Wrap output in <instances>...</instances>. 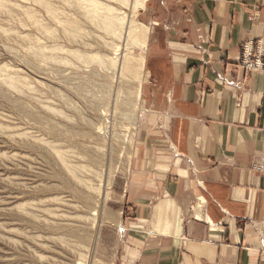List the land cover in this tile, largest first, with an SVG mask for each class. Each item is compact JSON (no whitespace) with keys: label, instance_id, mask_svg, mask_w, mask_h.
<instances>
[{"label":"rangeland","instance_id":"obj_1","mask_svg":"<svg viewBox=\"0 0 264 264\" xmlns=\"http://www.w3.org/2000/svg\"><path fill=\"white\" fill-rule=\"evenodd\" d=\"M43 1L0 0V264H119L151 87L145 63L142 81L120 71L126 55L145 62L127 29L143 26L148 43L153 13L185 1L153 12V0H98L127 21L119 37L88 22L83 2Z\"/></svg>","mask_w":264,"mask_h":264},{"label":"crops","instance_id":"obj_2","mask_svg":"<svg viewBox=\"0 0 264 264\" xmlns=\"http://www.w3.org/2000/svg\"><path fill=\"white\" fill-rule=\"evenodd\" d=\"M184 1L149 22L118 262L264 264V72L239 66L264 47V0Z\"/></svg>","mask_w":264,"mask_h":264},{"label":"bare ground","instance_id":"obj_3","mask_svg":"<svg viewBox=\"0 0 264 264\" xmlns=\"http://www.w3.org/2000/svg\"><path fill=\"white\" fill-rule=\"evenodd\" d=\"M32 1L37 2L39 4L44 3L43 0H32ZM78 1L86 4L84 13L86 14V16L89 19L88 22L92 23L96 27L101 28L102 30L106 31L108 34H111L115 37H119L122 30H125L124 28H126L125 24L127 23V21L124 18H122V14L119 13L121 15V17L119 16L118 13H117L118 15H116V13L114 11L115 8L113 9L112 7H110L109 6L110 3H107V4H109V5H107L106 3L99 2L98 0H78ZM113 1H115V0H113ZM116 1H118L120 4L121 3L122 4L123 3L128 4L129 0H116ZM130 6L132 7L133 10L141 8L143 6V0H136L134 3H132V4L130 3ZM63 22H65V21L63 20ZM74 22L75 21L67 22V23L65 22L66 23L65 27L75 29L77 25ZM128 23H129V21H128ZM130 25H131V23H130ZM136 29L135 28L127 29V30H129L128 31L129 38L133 44H136L137 46L138 45L143 46L144 47L143 50L145 52V50H147L146 49V47H147V42H146L147 30L143 26H141V28H139V31H136ZM123 32H125V31H123ZM142 48H141V50H142ZM125 55H126V53H125ZM114 61H112L113 65L116 64V62H114ZM110 62H111V60H110ZM144 63L145 62H144L143 58L136 60V59L130 58L129 56L126 55V57L124 58L121 65L119 64V66L121 67V68L120 67L119 68L121 69L120 71L123 74H130V76L132 75L133 77L136 76V77L140 78L139 79L140 81H142L143 80L142 79V71L144 68ZM4 79L5 78L2 79V82L5 81L6 83H8L7 79L9 80L10 78L6 77V80H4ZM10 81H11V79H10ZM5 82H3V83H5ZM9 83H10V85L12 84V82H9ZM6 85H8V84H6ZM137 90H138L137 94H140V90H141L140 85L137 87Z\"/></svg>","mask_w":264,"mask_h":264},{"label":"built area","instance_id":"obj_4","mask_svg":"<svg viewBox=\"0 0 264 264\" xmlns=\"http://www.w3.org/2000/svg\"><path fill=\"white\" fill-rule=\"evenodd\" d=\"M239 66L243 71L250 73L254 71L264 72V47L258 42H245L241 46Z\"/></svg>","mask_w":264,"mask_h":264}]
</instances>
